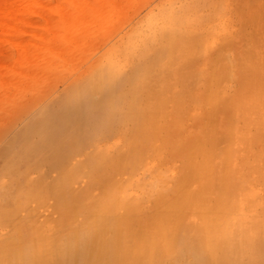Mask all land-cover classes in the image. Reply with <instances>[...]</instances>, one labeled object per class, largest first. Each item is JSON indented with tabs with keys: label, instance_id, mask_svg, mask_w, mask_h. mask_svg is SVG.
<instances>
[{
	"label": "bare ground",
	"instance_id": "obj_1",
	"mask_svg": "<svg viewBox=\"0 0 264 264\" xmlns=\"http://www.w3.org/2000/svg\"><path fill=\"white\" fill-rule=\"evenodd\" d=\"M161 19L132 42L133 71L100 64L63 97L60 120L5 144L0 264H264V54L230 51L204 96H161L168 82L155 90L153 76L195 39L186 17ZM81 154L98 180L85 189L70 185ZM49 199L56 217L33 205Z\"/></svg>",
	"mask_w": 264,
	"mask_h": 264
},
{
	"label": "rangeland",
	"instance_id": "obj_2",
	"mask_svg": "<svg viewBox=\"0 0 264 264\" xmlns=\"http://www.w3.org/2000/svg\"><path fill=\"white\" fill-rule=\"evenodd\" d=\"M77 2L0 0V153L5 150L8 142L19 145L22 140L18 139L23 136L22 133L29 134L34 130L36 122L43 121L42 118L56 122L60 120L63 97L70 93L73 85L95 71L100 64L104 65L111 60L120 66L123 73L133 71L131 65L135 59V42H132L139 41V35L150 33L148 22L157 18L160 23L164 11L191 21L190 33L195 35V39L189 41L187 48L175 54L173 68L167 70L166 66L162 75L153 76L152 85H159L154 86L155 90L160 89L162 83L168 82L171 86L167 85L168 91L161 90V96H204L201 82L211 79L210 70L215 64H230L225 57H228L230 51L235 54L250 52L254 55L257 51L264 54V0ZM13 14L15 17L19 14L22 19L13 18ZM253 18L258 20L254 22ZM186 22L184 20L183 25ZM43 37L46 40L36 52L27 58L25 54L22 55L19 48L21 44L32 47L34 43L43 41ZM242 58H245L244 55ZM182 65L186 67L185 71H181L185 75L179 79L185 80V84L176 79ZM88 160L85 154H81L72 162L83 165ZM83 166V172L71 182L72 187L85 189L93 182L98 183L94 173L88 171L90 167ZM54 170L50 169L46 173L47 180L56 181L60 177ZM32 176L34 179L39 178L38 173ZM97 189L95 187L90 191L97 192ZM34 204L45 216L56 209L52 199L43 205ZM56 213L53 217L57 216Z\"/></svg>",
	"mask_w": 264,
	"mask_h": 264
}]
</instances>
